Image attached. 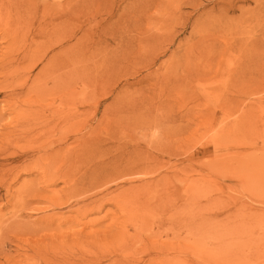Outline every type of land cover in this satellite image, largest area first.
<instances>
[{"label":"rangeland","instance_id":"374dc122","mask_svg":"<svg viewBox=\"0 0 264 264\" xmlns=\"http://www.w3.org/2000/svg\"><path fill=\"white\" fill-rule=\"evenodd\" d=\"M11 1L0 264H264V0Z\"/></svg>","mask_w":264,"mask_h":264},{"label":"bare ground","instance_id":"6f19581e","mask_svg":"<svg viewBox=\"0 0 264 264\" xmlns=\"http://www.w3.org/2000/svg\"><path fill=\"white\" fill-rule=\"evenodd\" d=\"M43 1H44V3L47 5V7H46L45 4H42V5H43V7H42V11H44V14L46 13V14H49V15H50V13H53V11L55 10V11H57V12H54L53 14L57 15V17L62 16V17H64V18H67L68 20H66L65 22L71 20L72 12H73V10H72V2H73L74 0H66V1L64 2V3H65L64 5H62L63 2H60V1H57V0H52L51 3L45 2L46 0H43ZM31 2H35V3H37L36 0H12L11 2H9V5H10V6L12 5V8L14 7V8H13V11L16 13V12H19L20 10H23V11H24L26 7L28 8V6L31 5ZM40 2H42V1H40ZM48 5H49V6H48ZM61 6H64V8H63V9H59ZM10 8H11V7H10ZM23 8H24V9H23ZM8 9H9V8H8ZM9 10H11V9H9ZM10 12H11V11H10ZM17 14H18V13H17ZM17 14H16V15H17ZM55 15H54V16H55ZM55 17H56V16H55ZM57 17H56V18H57ZM62 17H61V18H62ZM59 18H60V17H59ZM59 18H57V19H59ZM53 19H54V18H53ZM67 24H68V23H67ZM5 26H6V25H5ZM6 28H7V27H6ZM53 28H54V27H53ZM8 30H9V28H8ZM54 30H55V29H54ZM52 31H53V30H52ZM8 32H9V31H8ZM54 32H55V31H54ZM70 32H71V31H70ZM68 33H69V32H68ZM68 33H67V34H68ZM54 34H55V33H54ZM69 34H70V33H69ZM10 35H12V32H11ZM10 35H9V36H10ZM13 35H14V34H13ZM69 36H71V35L66 36V37H68V38H65V39H66V40L69 39ZM10 37H12V36H10ZM16 37H17V36H16ZM16 37H15V38H16ZM24 37H25V36H24ZM15 38H14V39H15ZM70 38H71V37H70ZM10 39H11V38H10ZM12 39H13V37H12ZM12 39H11V40H12ZM14 39H13V40H14ZM13 40H12V42H13ZM15 40H16V39H15ZM23 40H24V39H23ZM23 40H22V41H23ZM68 41H69V40H68ZM10 42H11V41H10ZM18 42H21V41H18ZM52 42H53V41H52ZM68 43H69V42H68ZM68 43H67V44H68ZM10 44H11V43H10ZM58 44H59V43H58ZM11 46H12V45H11ZM71 46H72V45H71ZM72 47H73V46H72ZM69 48H71V47H69ZM11 50H12V49H11ZM59 51H60V50H58V53H59ZM67 51H68V54L65 56V59H63L62 61H63V63H64V61L67 63V65H68L67 68H68V71L70 72V71H71L70 68H71V65H72V58H71V53H72V52L69 53V51H70L69 49H67ZM11 52H12V51H11ZM28 52H29V51H28ZM60 52H61V51H60ZM47 53H48V52H47ZM58 53H57V54H58ZM7 54H8V53H7ZM43 54H44V53H43ZM43 54H42V55H43ZM55 54H56V52H55ZM55 54H54V55H55ZM60 54L63 55V52H61ZM10 55H11V54H10ZM10 55H9V56H10ZM42 55H41V57H42ZM51 55H53V54H51ZM51 55H50L49 58H51ZM73 55H74V54H73ZM11 56H12V55H11ZM43 56H44V55H43ZM52 57H53V56H52ZM54 57H55V56H54ZM62 57H63V56H62ZM62 57H61V58H62ZM72 57H73V56H72ZM43 58H44V57L39 58V59L41 60V59H43ZM4 59H5V58H4ZM12 59H13V58H12ZM12 59H11V60H12ZM20 59H21V58H20ZM22 59H23V58H22ZM37 59H38V58H37ZM52 59H53V58H52ZM7 60H8V59H7ZM58 60H60V58H58ZM5 61H6V60H5ZM50 61L53 62L54 60L52 61V60L50 59ZM55 61H57V60H55ZM55 61H54V63H53L54 65H53L52 67L55 69L54 72H56V77H58V76H59V74L57 75V70H58V68H57L58 66H57V65H58V63L55 62ZM62 61H60V62H62ZM41 62H42V61H41ZM41 62H40V63H41ZM51 62H50V64H51ZM73 62H74V61H73ZM64 64H65V63H64ZM9 65H10V64H9ZM10 66H11V65H10ZM50 66H51V65H50ZM50 66H48V67H50ZM56 66H57V67H56ZM62 66H63V65H62ZM62 66H61V68H62ZM8 67H9V66H8ZM46 67H47V66H45V68H46ZM75 67H76V66H75ZM75 67H74V68H75ZM77 67H78V66H77ZM84 69H85V67H84ZM45 70H46V69H45ZM45 70H43L44 72H41V73H42V74H43V73H46L47 71L45 72ZM49 70H50V69H49ZM61 70H62V69H61ZM75 70H76V69H75ZM40 71H41V70H40ZM59 71H60V70H59ZM68 71H66V72H68ZM49 72H51V70L48 71L47 74H48ZM62 73H63V72H62ZM71 73H73V72H71ZM71 73H69L68 75L72 76ZM64 74H65V72H64ZM40 75H41V74H40ZM50 75H51V74H50ZM66 75H67V74H66ZM73 75H74V73H73ZM53 76H54V75H53ZM68 77H69V76H68ZM35 79H36V78H35ZM58 79H60V78H58ZM67 79H68V78H67ZM36 80H37V82H38V77H37ZM36 80L34 81L35 84L37 83ZM40 80H41V79H40ZM54 80H55V81H54ZM54 80H53V83H54V86H56V85H57L56 79H54ZM64 80H65V79H64ZM62 81H63V80H62ZM62 81L59 82L60 85L63 84ZM34 82H33V84H34ZM55 82H56V85H55ZM64 82L66 83V80H65ZM70 82H71V81H70ZM70 82H69V83H70ZM38 84H39V83H37V85H38ZM74 84H75V83H74ZM50 85H52V84H49V86H48V85H47V86L50 87ZM69 85H70V84H69ZM35 86H36V85H34V88H36ZM47 86L41 87V88H43V89L39 88L40 91H41V92H44V91H45L44 88L47 87ZM63 86L65 87V84H64ZM63 86H62V87H63ZM26 87H27V86H26ZM29 87H30V86H29ZM29 87H28V88H29ZM32 87H33V86H32ZM38 87H39V86H38ZM51 87H52V86H51ZM57 87H58V86H57ZM62 87L60 86V90L63 89ZM68 87H70V86H68ZM34 88H32V89H34ZM52 88H53V91H55V90H54L55 88H54V87H52ZM70 88H71V87H70ZM70 88H69V89H70ZM72 88H74V85H73ZM72 88H71V89H72ZM36 89H37V88H36ZM39 89H38V90H39ZM45 89H46V88H45ZM58 89H59V88H58ZM28 90H29V89H28ZM38 90H37V91H38ZM48 90H49V88L45 91V93L48 94V93H49V92H47ZM50 90H51V88H50ZM50 90H49V91H50ZM60 90H59V91H60ZM63 90H64V89H63ZM40 91H39V93H40ZM53 91H52V92H53ZM71 91H73V90H71ZM71 91H70V93H71ZM34 92H35V91H34ZM34 92H33V93H34ZM55 92H56V91H55ZM36 93H37V92H36ZM39 93H38V94H39ZM56 93H58V92H56ZM67 93H69V92L67 91ZM49 94H50V93H49ZM49 94H48V95H49ZM52 94H54V93H52ZM52 94H51V96H52V98L54 99V96H53ZM18 95H19V94H18ZM39 95H40V94H39ZM62 95H63V94H62ZM64 95H65V94H64ZM72 95H73V94H72ZM49 96H50V95H49ZM56 96H57V95H56ZM58 97H59V93H58L57 98H58ZM64 97H65V96H64ZM60 98L62 99L63 97H60ZM68 99H69V98H68ZM73 99H74V97H73ZM33 100H34V99H33ZM50 100H51V98H50ZM62 100H63V99H62ZM66 100H67V99H65V102H66ZM63 101H64V100H63ZM68 101H69V100H68ZM70 101H71V100H70ZM58 102H59V101H58ZM72 102H73V100H72ZM80 102H81V101H80ZM80 102H78L79 105L81 104ZM59 103H60V102H59ZM61 103H62V101H61ZM34 104H35V102H34ZM66 105H67V104H66ZM33 106H34V105H33ZM69 106H70V105H69ZM36 107H37V106H36ZM34 108H35V107H34ZM32 109H33V107H32ZM36 110H37V108H36ZM54 110H55V109H54Z\"/></svg>","mask_w":264,"mask_h":264}]
</instances>
